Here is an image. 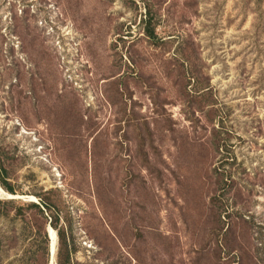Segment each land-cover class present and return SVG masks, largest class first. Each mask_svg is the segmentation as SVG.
<instances>
[{
    "label": "rangeland",
    "instance_id": "rangeland-1",
    "mask_svg": "<svg viewBox=\"0 0 264 264\" xmlns=\"http://www.w3.org/2000/svg\"><path fill=\"white\" fill-rule=\"evenodd\" d=\"M1 179L0 264H264V0H0Z\"/></svg>",
    "mask_w": 264,
    "mask_h": 264
},
{
    "label": "trees",
    "instance_id": "trees-1",
    "mask_svg": "<svg viewBox=\"0 0 264 264\" xmlns=\"http://www.w3.org/2000/svg\"><path fill=\"white\" fill-rule=\"evenodd\" d=\"M149 36L152 33H147ZM1 186L8 191L9 193L13 194L14 190L12 187L6 183V181L2 180L0 181ZM43 206L48 209L50 207V204L46 203L42 199ZM34 206H37V204H33ZM56 218V217H55ZM55 223H52L53 226L56 228L57 227V219L54 221ZM64 227H59L57 229V236H58V241H57V246H56V252H55V263L56 264H71L70 259H71V254L73 253L74 249L72 248V234L70 230V223H66Z\"/></svg>",
    "mask_w": 264,
    "mask_h": 264
},
{
    "label": "bare ground",
    "instance_id": "bare-ground-1",
    "mask_svg": "<svg viewBox=\"0 0 264 264\" xmlns=\"http://www.w3.org/2000/svg\"><path fill=\"white\" fill-rule=\"evenodd\" d=\"M9 197H16V195H13V194H9ZM49 235H50V241H51V246L53 247V245L55 244V246H56V237H55V233H54V231L51 229V228H49ZM53 254H55V253H53ZM49 264H55L54 263V258L53 257H51L50 259H49Z\"/></svg>",
    "mask_w": 264,
    "mask_h": 264
},
{
    "label": "water",
    "instance_id": "water-1",
    "mask_svg": "<svg viewBox=\"0 0 264 264\" xmlns=\"http://www.w3.org/2000/svg\"><path fill=\"white\" fill-rule=\"evenodd\" d=\"M56 237V236H55ZM49 238H50V235H49ZM56 252V246H55V244L53 245V247L51 246V241L49 240V259L51 258V257H53L54 258V263H55V254H53V253H55Z\"/></svg>",
    "mask_w": 264,
    "mask_h": 264
}]
</instances>
